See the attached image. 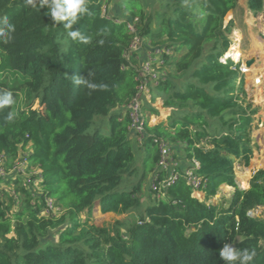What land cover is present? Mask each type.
<instances>
[{
  "label": "trees",
  "instance_id": "trees-1",
  "mask_svg": "<svg viewBox=\"0 0 264 264\" xmlns=\"http://www.w3.org/2000/svg\"><path fill=\"white\" fill-rule=\"evenodd\" d=\"M109 1L88 0L91 15L74 25L91 38L82 44L38 0L35 8L0 0V18L15 25L13 40L0 43V92L11 91L15 101L0 109V264H225V243L254 251L250 264H264V220L247 214L264 206V168L245 188L234 174L253 155L257 112L240 61L225 56L233 21L224 19L238 0H145L147 13L140 0H121L119 17L107 11ZM246 5L264 11V0ZM135 38L159 50L147 54L158 73L150 92L170 109L165 123L144 124L140 146L126 109L138 85ZM154 139L182 146L187 165L175 170L201 177L203 199L181 174L165 189L153 187L166 174ZM18 159L38 170L27 182L13 169ZM221 184L232 195L207 203ZM48 200L59 211L41 215ZM95 205L136 219L98 226L89 221Z\"/></svg>",
  "mask_w": 264,
  "mask_h": 264
},
{
  "label": "rangeland",
  "instance_id": "rangeland-1",
  "mask_svg": "<svg viewBox=\"0 0 264 264\" xmlns=\"http://www.w3.org/2000/svg\"><path fill=\"white\" fill-rule=\"evenodd\" d=\"M120 1L121 0H110L108 4H110V5L114 4V3L119 4ZM125 1L129 2V0H125ZM238 3L239 4H237V10L242 11L243 7L245 6V5H243V4H245V0H238ZM140 6L143 7V9L145 10V13H147L145 0H140ZM106 7H108V5ZM106 9H107V11L110 10L109 8H106ZM155 9H157V6H155ZM126 12L130 15V12L128 10H126ZM230 14H231V11H229L227 13V15L225 16V19H224L225 23L229 20ZM239 26H241V25H239ZM255 30H257V29H255ZM237 34H238L237 30L233 29V31L230 35L232 44L229 47L228 52H230V48L232 46H235L236 50L239 52V55L237 54L238 59H235L232 56H230V58L233 61H241L246 56L255 57V55H256L255 53H248V51L242 50V48L240 47L239 44L242 43V46H246L245 44H248L247 42H249V41H247L245 39V36H243V35L240 36V34L239 35H237ZM240 41H241V43H240ZM143 43L148 45L149 47H152V48H150V50H149V48L145 49L144 54L142 56H139V58H137V62H136L137 69L139 67L141 68L143 63L145 62V60L148 57H150L147 55L149 51L153 52V53L159 51L158 49L153 48L154 46H152L151 44H148L149 43L148 40H146V39L143 40ZM133 46L136 49L139 48L140 42L139 43L134 42ZM258 54H259V57H261L260 59H262V61L264 63V52H259ZM258 54L256 56H258ZM225 56H227V54ZM158 63H160L159 60H158ZM158 63L156 65L157 67L155 66V64L153 66L158 68ZM243 63H242V65H243ZM253 77L259 78L261 81L260 82H254ZM253 77L252 78L250 77L251 79L247 78V82L249 85L248 90L250 91L251 98L256 99L255 101H258V103H259L258 110L260 112L257 115L259 121H256L257 116L255 115L254 119L255 118L256 119H255V126H254L253 130L254 131L257 130V132L255 134H253L254 131L251 132L252 144H253V150H254L253 155L251 157L252 158L251 161L249 162V164L247 166L241 165L240 167H238V165H235V168H234L235 169V173H234L235 179L237 178L238 181H241V183H242V186H240V188L246 187L245 185L248 184V183H246V181H247V178L249 175L252 176V174L257 169H261L264 166V134H263L264 133V123H262V120H264V78H263L264 77V71L258 73V75L257 74L254 75ZM138 84H139V81H138ZM152 85H154V84H152ZM145 102L148 103L146 100H145ZM145 104L143 107V110H144L143 113L146 114V116H147L146 120H148L149 123H158V122H164L165 123L166 122V120L168 119V115L170 114V111H167V110L162 109L160 107V100H155V101L150 102L151 106H153L154 108H155V106L157 107L158 114H150L148 112L147 108H145L146 107ZM36 106L37 105L35 103L33 108ZM261 111L263 112V114ZM151 115L155 118L150 119L149 116H151ZM259 125H260V130H258ZM132 140L137 143L136 145L140 146L139 145L140 136H138L136 134H132ZM132 145H133V147H136V145L133 142H132ZM168 145H169V159H168V161L170 163L169 166L171 168H175V167L181 168L182 163L185 162V152L183 151L182 146L179 144H168ZM27 152H28V150L24 151L25 154ZM139 152H140V150H139ZM139 152H138V150H136L135 157H134V161H135L134 163H136L137 166H139V159H140V153ZM20 157L22 158L23 155H21ZM18 166L21 167V169L24 171V174L27 176V178L32 174L36 175L38 172V170L34 167H31V169L28 170L26 162H24L22 159H20V160L18 159ZM184 166L185 165H182V167H184ZM140 170L138 169V172H140ZM151 183H152V181H151L150 175L147 174V176L144 179L143 188H142V192H143L142 204L143 205L148 202V200L146 199V195H147L146 193L150 189ZM1 187H4V186H1ZM32 187L39 190L38 189L39 188L38 180L34 179L32 181ZM233 191H234L233 187H226V186L222 185V188H220V187L218 188V194L209 200L211 202L215 201V203H212V204H216L218 202V200L228 199L232 195ZM49 214H54V213L53 212L50 213V212H47L45 210L41 211V215H49ZM84 218H85V214H82L81 219L83 220ZM135 219H136L135 213H125V214H119V215L114 214V213H101L98 206L95 205L92 209V214H91L89 221H90V223H94L98 226H102V225L111 226L116 221H126L128 223H131Z\"/></svg>",
  "mask_w": 264,
  "mask_h": 264
},
{
  "label": "built area",
  "instance_id": "built-area-1",
  "mask_svg": "<svg viewBox=\"0 0 264 264\" xmlns=\"http://www.w3.org/2000/svg\"><path fill=\"white\" fill-rule=\"evenodd\" d=\"M127 28L130 30H133V25L128 23ZM134 42L139 43V39L135 38ZM132 44V49H136ZM155 60L154 57H148L145 62L143 63L142 67L139 68V76L137 77L139 84L137 85V92L135 96L130 100V102L126 105V109L128 111V116L130 119L129 129L136 135L140 136V142L144 135V124L149 123L147 119V116L143 110L144 102L145 100L150 104V102L155 100H160V107L162 109H165L167 111H170L169 108H165L162 105V100L159 97H156L154 100H152V94L150 92V86L149 84H156V79L158 78V73L154 71L152 67V62ZM240 70L245 75L247 71H245L242 63H240ZM150 82V83H149ZM150 84V85H151ZM146 96V97H145ZM145 99V100H144ZM153 107V106H152ZM157 109V107L155 106ZM158 110V109H157ZM150 119H154L152 115L149 116ZM154 141L157 143L158 152H159V159L157 166L161 168L162 170L166 171L165 176L161 179V181L158 182V186L156 190L160 191L162 189H165L167 186H169L173 180L181 174L182 177L185 179V182L187 185L191 188V193L193 196L203 199L204 198V191H203V183L202 179L199 175L195 173V171L192 168H183L180 170V173L175 170V168H171L169 165V145L168 143L163 139H154ZM193 165L197 166V163L193 161ZM16 172L21 171L24 174V171L21 169L20 166L16 165L13 167ZM13 172V171H11ZM2 170H0V175H2ZM25 176V182L29 181L27 176ZM207 203H213L210 200H208ZM43 210L47 212H53L58 213L59 209L52 206V203L50 200L47 201V208H44ZM247 214L252 217H257L264 220V206H255L254 208L250 209Z\"/></svg>",
  "mask_w": 264,
  "mask_h": 264
},
{
  "label": "clouds",
  "instance_id": "clouds-1",
  "mask_svg": "<svg viewBox=\"0 0 264 264\" xmlns=\"http://www.w3.org/2000/svg\"><path fill=\"white\" fill-rule=\"evenodd\" d=\"M27 4L37 7L36 0H27ZM39 9L46 8V15L50 16L53 24L62 22L67 36L73 41L82 44H90L91 38L83 35L81 31L74 28L85 15H91L88 8V0H38ZM15 25L9 22L7 16L0 18V43L8 44L13 40ZM75 83H81L77 79ZM11 91L0 92V109L10 106L14 103ZM9 120L13 119L10 113ZM256 253L248 249H237L232 243H225L219 250V258L225 264H250Z\"/></svg>",
  "mask_w": 264,
  "mask_h": 264
},
{
  "label": "crops",
  "instance_id": "crops-1",
  "mask_svg": "<svg viewBox=\"0 0 264 264\" xmlns=\"http://www.w3.org/2000/svg\"><path fill=\"white\" fill-rule=\"evenodd\" d=\"M243 5H245V6L243 7L242 11L237 10V7L234 10H231V14H230L229 19H232L233 29L237 30L238 35L240 34V36L241 35L245 36V39L247 41H249V42H247L248 44H245L246 46H242V43L240 41L241 44H239V45L242 48V50H246V51H248V53H256V55H257L259 52H264V50H263L264 49V11H261V12L251 11L246 5V0H245V4H243ZM107 8H109L114 13V15H116L117 17L124 16V14H125V13H123L122 10H120L118 3H114L111 5L108 4ZM239 25H241V26H239ZM255 29H257V30H255ZM147 48H149L148 45H146L142 41H140V47L137 49H134V51L137 54V58H139V56H142L145 52V49H147ZM149 50H150V48H149ZM148 54H150V51L148 52ZM256 55H255V57L246 56L243 60L240 61V63H243L244 61H246L248 59L253 60L252 68L245 73L244 80H245V90L247 92V98L253 104V106L257 107V112L255 113V115L257 116L258 113L260 112L258 110L259 103H258V101H255L256 99L251 98L250 91L248 90L249 85L247 82V78L251 79L254 75H256V74L258 75V73L264 71L263 61H262V59H260L261 57H259V54H258V56H256ZM253 78H255V77H253ZM262 114H263V112H262ZM255 119L253 121L252 132L254 131L253 129L255 126ZM256 121H259L258 116H257ZM262 123H264V120H262ZM258 130H260V125H259ZM256 132H257V130L254 131L253 134H255ZM251 159H250V161H251ZM182 165H187V163L183 162ZM236 165H238V167L241 166V164H236ZM242 166H245V165H242ZM263 168H264V166L261 169H263ZM250 178H251V176L249 175L247 178V181H249ZM235 180H236L239 187L242 186L241 181H238L237 178ZM247 181H246V183H248ZM222 185L226 186V187H231V186H228L225 184H221L219 187L222 188ZM245 186L247 187L248 184ZM217 194H218V190H217L216 195ZM213 203H215V201H213Z\"/></svg>",
  "mask_w": 264,
  "mask_h": 264
},
{
  "label": "bare ground",
  "instance_id": "bare-ground-1",
  "mask_svg": "<svg viewBox=\"0 0 264 264\" xmlns=\"http://www.w3.org/2000/svg\"><path fill=\"white\" fill-rule=\"evenodd\" d=\"M238 35V34H237ZM255 50V49H254ZM239 55V52L236 50V47L235 46H232L231 48H230V52H228L227 53V56H232V57H234L235 59H237V56ZM256 54V53H255ZM233 58V59H234ZM260 80H259V78H254V82H259Z\"/></svg>",
  "mask_w": 264,
  "mask_h": 264
},
{
  "label": "water",
  "instance_id": "water-1",
  "mask_svg": "<svg viewBox=\"0 0 264 264\" xmlns=\"http://www.w3.org/2000/svg\"><path fill=\"white\" fill-rule=\"evenodd\" d=\"M252 65H253L252 59H248V60L244 61V63H243V67H244L245 71L250 70L252 68Z\"/></svg>",
  "mask_w": 264,
  "mask_h": 264
}]
</instances>
